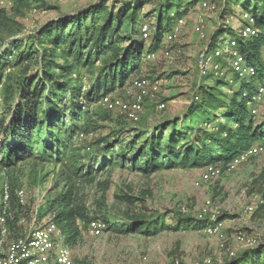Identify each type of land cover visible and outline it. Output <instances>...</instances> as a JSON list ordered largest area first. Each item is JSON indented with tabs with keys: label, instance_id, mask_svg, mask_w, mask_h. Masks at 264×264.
Masks as SVG:
<instances>
[{
	"label": "trees",
	"instance_id": "obj_1",
	"mask_svg": "<svg viewBox=\"0 0 264 264\" xmlns=\"http://www.w3.org/2000/svg\"><path fill=\"white\" fill-rule=\"evenodd\" d=\"M8 1L13 14L29 4L28 0ZM200 1L99 0L76 13L47 21L24 38L15 37L0 51V166L12 169L33 161L61 168L69 184L50 201L47 212L53 214L52 220L70 248L82 238L81 223L98 218L80 202L77 182L93 181L97 173L115 167L153 174L208 164L226 166L253 145H264V116L258 118L247 105L264 81V0H234L231 15L240 10L256 18L257 35L238 39L239 50L257 68L254 77L241 80L234 76L228 87L232 92L221 90L222 77L232 70L225 60L222 73L204 76L183 116L166 118L152 129H129L120 122L95 137L103 127L100 122L111 120L112 112L105 107L101 114L91 109V104L138 76L151 63L147 54L158 53L164 34ZM228 1H224L220 23L208 44L210 51L228 40L221 35H235L234 27L222 22L228 16ZM145 5L151 8L143 12ZM149 17H154L150 23L153 34L146 45L141 26ZM9 19L8 10L0 7V31ZM253 184L259 186L264 200V172ZM10 193L14 214L12 219L8 217L7 237L14 239L22 236L18 222L24 206L19 197L14 200L13 190ZM119 199L128 205L142 200L129 193L119 195ZM252 213L264 217V202ZM209 223L207 218L185 214L169 223L165 214L149 218L135 213L118 230L150 237L172 229L201 230ZM73 260L74 264H94L74 256ZM221 264H264V243Z\"/></svg>",
	"mask_w": 264,
	"mask_h": 264
},
{
	"label": "rangeland",
	"instance_id": "obj_2",
	"mask_svg": "<svg viewBox=\"0 0 264 264\" xmlns=\"http://www.w3.org/2000/svg\"><path fill=\"white\" fill-rule=\"evenodd\" d=\"M98 1L28 0L26 7L13 14L10 12L12 3L0 0V7L7 9L10 17L5 28L0 31V51L15 37L24 38L36 32L47 21L76 13ZM224 1L217 0L215 11L203 10L200 1L183 16L185 23L175 41H167V32L164 34L163 47L157 57L149 60L151 63L133 78L146 77L152 81L139 120L129 119L119 109L110 110L111 120L100 122L103 127L96 131L95 137L108 133L120 122L129 129H152L166 118L184 115L197 94L198 85L204 80V76H200L197 71V57L203 48L208 47L220 23ZM234 6V0L226 3L228 16L232 15ZM150 8L151 5H145L143 12ZM153 18L144 21L151 28V37L145 41L146 45L152 40L153 29L150 23L154 21ZM244 23L239 10L238 15L234 16V38H240ZM198 25L203 26L204 37L197 31ZM223 37L230 38L227 34L221 35ZM217 48L232 50L226 42ZM216 61L221 64L225 60L217 57ZM234 76L236 73L231 70L222 77L219 88L227 89L229 93L230 79H234ZM133 79L111 94L133 101L139 93L132 85ZM154 86H157L156 90ZM2 89L0 87V115L3 111ZM163 102L166 106L161 109L158 106ZM102 106L99 101L93 102L91 109L103 114L105 106ZM257 109L256 115L262 118L264 99ZM221 169L219 175L206 179L204 168H176L144 174L134 169L115 167L97 173L93 181L77 182L75 191L80 202L88 207L91 215L107 219L110 225L101 236H93L88 232L87 224L80 222L82 238L77 246L71 248L72 255L94 264H174L177 259L182 264H194L208 258L221 264L234 257L231 252L237 255L246 249L237 241L239 234L264 243V217H254L253 213L246 212L252 195L260 193L259 186L254 187L253 180L264 172V156L251 158L233 170ZM68 184L58 166L33 161H26L12 169L0 166V211L6 206L8 217L13 218L14 211L9 202L11 199L6 198L13 190L14 200L19 197L24 206L18 222L24 235L52 218L53 214L47 212L48 205ZM125 193L142 200L128 205L119 199V195ZM207 200H211L207 217L215 214L219 221H223V237L208 235L203 229H172L150 237L140 233L124 234L118 230L119 225L127 222L129 216L135 213L149 218L165 214L169 223L179 214L197 216L203 211ZM182 207L186 208V213L180 211ZM46 213L41 220L40 215ZM10 240L0 232V249L6 247Z\"/></svg>",
	"mask_w": 264,
	"mask_h": 264
},
{
	"label": "built area",
	"instance_id": "obj_3",
	"mask_svg": "<svg viewBox=\"0 0 264 264\" xmlns=\"http://www.w3.org/2000/svg\"><path fill=\"white\" fill-rule=\"evenodd\" d=\"M203 10L215 11L217 10V0H201L200 2ZM245 23L240 30V37L243 39L257 35L256 18L248 12L241 13ZM226 25L234 27V17L226 16L222 21ZM185 23L184 18H180L166 34V39L169 42L175 41L179 36L182 27ZM235 28V27H234ZM197 31L201 37L205 36L203 26L198 25ZM141 34L146 41L151 37V28L148 23H143L141 26ZM232 50H222L215 48L210 51L206 46L203 48L197 57V71L200 76H205L211 72L220 74L221 64L216 61L217 57L228 60L231 64L232 70L236 73L241 80H250L257 74V68L248 63L246 56L238 48V39L232 37L226 40ZM156 52L148 53L147 59L154 60L157 57ZM169 54V51H166ZM262 54L264 56V45L262 46ZM152 81L146 77L135 78L132 81L134 88L139 90L133 101H126L123 98L107 94L101 98L99 103L109 110H121L127 117L133 121H138L141 112L144 110V98L147 97L148 88L151 86ZM230 83H234V79H230ZM155 90L157 86L153 87ZM232 92V90H229ZM264 99V81L259 83L256 91L250 95L247 105L250 107L252 114H257L258 104ZM165 102L159 104V108H164ZM264 156V145L255 144L248 150L234 157L226 166L222 164H208L204 168V178L208 179L211 176L219 175L222 171L221 167L228 170H233L240 164L249 161L251 158L257 156ZM21 192V191H20ZM9 195H6L8 198ZM7 202V201H6ZM264 202L259 194L252 195V201L247 205L246 212L252 213ZM8 205V202H7ZM211 206V200L205 202L203 211H200L196 216L199 219L207 218L210 223L203 229L208 235L223 237V221H219L215 214L210 217L207 208ZM181 212L186 213V208L182 207ZM8 222V208L4 206L0 211V232L3 236L8 235L9 229ZM108 224L102 219H91L87 224L88 232L93 236H101L107 229ZM237 241L244 247H254L260 242L256 238L247 237L243 234L237 235ZM231 255H235L231 252ZM174 264H182L180 260H175ZM0 264H74L71 248L65 244L64 236L52 218L44 221L42 225L34 228L33 230L25 233L24 235L11 239L6 247L0 249ZM194 264H214L211 258L198 260Z\"/></svg>",
	"mask_w": 264,
	"mask_h": 264
}]
</instances>
